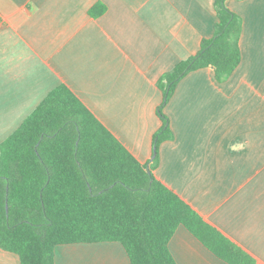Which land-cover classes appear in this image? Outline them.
Instances as JSON below:
<instances>
[{
	"label": "crops",
	"instance_id": "crops-1",
	"mask_svg": "<svg viewBox=\"0 0 264 264\" xmlns=\"http://www.w3.org/2000/svg\"><path fill=\"white\" fill-rule=\"evenodd\" d=\"M216 0H0V143L61 84L144 164L163 126L159 79L214 36ZM104 3L95 18L89 10ZM242 59L220 82L189 72L164 113L173 133L154 174L264 264V0H226ZM178 264H229L180 225ZM0 264H21L0 247ZM55 264H131L118 241L58 245Z\"/></svg>",
	"mask_w": 264,
	"mask_h": 264
},
{
	"label": "trees",
	"instance_id": "trees-1",
	"mask_svg": "<svg viewBox=\"0 0 264 264\" xmlns=\"http://www.w3.org/2000/svg\"><path fill=\"white\" fill-rule=\"evenodd\" d=\"M212 38L158 81L163 126L141 163L65 84L0 143V247L21 264H55L58 245L118 241L131 264H178L169 242L184 225L229 264H260L155 174L160 144L173 137L163 109L189 72L213 67L218 81L240 64L242 16L216 0ZM107 11L104 3L92 17Z\"/></svg>",
	"mask_w": 264,
	"mask_h": 264
}]
</instances>
